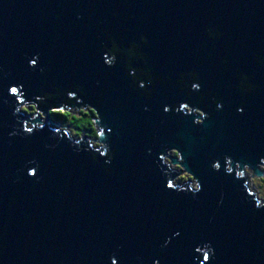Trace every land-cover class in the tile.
I'll use <instances>...</instances> for the list:
<instances>
[{
  "label": "water",
  "instance_id": "95a60500",
  "mask_svg": "<svg viewBox=\"0 0 264 264\" xmlns=\"http://www.w3.org/2000/svg\"><path fill=\"white\" fill-rule=\"evenodd\" d=\"M249 174L264 0H0V264H264Z\"/></svg>",
  "mask_w": 264,
  "mask_h": 264
},
{
  "label": "trees",
  "instance_id": "16d2710c",
  "mask_svg": "<svg viewBox=\"0 0 264 264\" xmlns=\"http://www.w3.org/2000/svg\"><path fill=\"white\" fill-rule=\"evenodd\" d=\"M132 51L136 53L134 49H132ZM132 51L131 52L127 51L124 54L117 48L112 50V52H110V55L114 58L115 56H120L122 54L125 56V60H129V58L135 57V54L132 53ZM135 73L138 81H140L139 84L143 85L141 84V81H145L147 75L142 71H135ZM34 108L35 107L33 106L28 110L30 111ZM71 109L77 110L75 111L77 113H70ZM51 115L53 116V119L58 123H60L61 125L70 127L72 131L75 133V137L82 136V138L86 137L89 140L94 138L97 139L99 138V129L95 123L96 113L95 111H93V109L91 111H85L83 108H79V107L73 108L69 106L67 107V109H60L58 111L52 112ZM180 180L185 181V178L181 177ZM259 181L261 182V185L259 186L261 187V190L264 192V178H261Z\"/></svg>",
  "mask_w": 264,
  "mask_h": 264
},
{
  "label": "rangeland",
  "instance_id": "374dc122",
  "mask_svg": "<svg viewBox=\"0 0 264 264\" xmlns=\"http://www.w3.org/2000/svg\"><path fill=\"white\" fill-rule=\"evenodd\" d=\"M27 111V114L29 115V116H36V117H38L39 115H36V114H34V109H32V110H26ZM85 111H89V109L88 108H86L85 109ZM40 118H42L43 119V117L42 116H39ZM44 118H46V116L44 115ZM42 122L44 123V120H42ZM63 127L64 128H61V130H67V133H74L73 131H72V129L70 128V127H67V126H65V125H63ZM247 176V178L249 179V181H250V185H249V187H250V189H251V191H254L255 193H258V195L264 200V192L261 190V187L259 186V185H261V182L259 181V180H257V181H254L253 182V174H249V175H246Z\"/></svg>",
  "mask_w": 264,
  "mask_h": 264
},
{
  "label": "snow or ice",
  "instance_id": "6c2138e0",
  "mask_svg": "<svg viewBox=\"0 0 264 264\" xmlns=\"http://www.w3.org/2000/svg\"><path fill=\"white\" fill-rule=\"evenodd\" d=\"M105 62L107 63V58H105ZM35 63H36V62L33 60V61H32V64L35 65ZM9 91H10V93H11L13 96L18 95V90H17L16 87H11V88L9 89ZM21 103H23V101H21ZM167 110H168V109H165V111H167ZM28 131H31V129H28ZM216 168H217V170H219L220 165L217 164V165H216ZM30 174H31V175H35V173H30ZM168 187H169V188H172L173 186H172L171 184H169ZM177 235H179V233H177ZM203 260H204V261H209V262H210L211 258H210L209 256L205 255V256L203 257ZM112 264H116V261L113 260V261H112Z\"/></svg>",
  "mask_w": 264,
  "mask_h": 264
},
{
  "label": "bare ground",
  "instance_id": "6f19581e",
  "mask_svg": "<svg viewBox=\"0 0 264 264\" xmlns=\"http://www.w3.org/2000/svg\"><path fill=\"white\" fill-rule=\"evenodd\" d=\"M39 117V116H38ZM40 118V117H39ZM40 119H42V118H40Z\"/></svg>",
  "mask_w": 264,
  "mask_h": 264
}]
</instances>
